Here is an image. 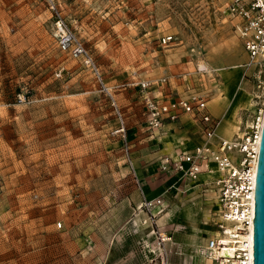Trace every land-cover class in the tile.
I'll return each mask as SVG.
<instances>
[{
    "label": "rangeland",
    "instance_id": "obj_1",
    "mask_svg": "<svg viewBox=\"0 0 264 264\" xmlns=\"http://www.w3.org/2000/svg\"><path fill=\"white\" fill-rule=\"evenodd\" d=\"M229 2L0 0V264H211L215 195H163L158 171L169 148L200 145L203 125L181 113L149 129L140 82L158 95L165 73L162 91L205 97L221 136L240 137L264 103ZM58 14L108 92L59 48Z\"/></svg>",
    "mask_w": 264,
    "mask_h": 264
},
{
    "label": "built area",
    "instance_id": "obj_2",
    "mask_svg": "<svg viewBox=\"0 0 264 264\" xmlns=\"http://www.w3.org/2000/svg\"><path fill=\"white\" fill-rule=\"evenodd\" d=\"M227 11L239 21L237 31L249 56V62L244 67H247V70L256 67L253 75L255 83L253 99L263 104L264 0H230ZM56 30L61 51L69 53L76 60H84L93 67L99 82L108 92L86 47L59 14ZM162 40L166 45L170 43L172 37H163ZM140 87L145 92L149 129L160 130L166 120L176 121L181 113L193 115L203 125L204 140L199 146L190 151L179 152L175 156H165L159 166L161 173L177 177L179 182L197 183L202 173H208L213 177L217 190L219 221L216 232L202 247L203 257L212 264H254L253 219L264 127L263 113L240 137L227 139L219 134L221 120L210 114L205 97L199 94L177 98L152 97L150 94L152 83L148 80L141 81ZM234 153L242 156V159L238 161L236 157H232ZM162 202V199H156L146 201L144 205L151 210ZM167 240L166 236H162V242Z\"/></svg>",
    "mask_w": 264,
    "mask_h": 264
},
{
    "label": "crops",
    "instance_id": "obj_3",
    "mask_svg": "<svg viewBox=\"0 0 264 264\" xmlns=\"http://www.w3.org/2000/svg\"><path fill=\"white\" fill-rule=\"evenodd\" d=\"M165 74V73H164ZM164 74L162 75V78H161V82H162V84H161V86H160V90L157 92L158 93V95H156V93H154V92H152L151 90V92H150V94L153 96V97H174V95L175 94H170V93H166L165 91H162V87L168 82V81H170L171 82V77L170 76H164ZM175 75V74H174ZM178 75H180L181 76V74H178ZM183 77V76H182ZM173 78H174V76H173ZM184 78H185V76H184ZM163 80H165V81H163ZM175 83H176V81H175ZM177 84V83H176ZM192 95V94H191ZM182 97H185V96H182ZM187 97V96H186ZM209 112H210V114L212 115V113H211V110H210V108H209ZM190 116V115H189ZM192 117V116H191ZM193 118V117H192ZM171 125H166L165 127H170ZM163 131V130H162ZM220 132V131H219ZM220 134V133H219ZM221 135V134H220ZM223 137V136H222ZM224 138H226V137H224ZM227 139H229V138H227ZM230 139H232V138H230ZM203 140H204V135H203V137H202V139H201V142H200V144L203 142ZM176 147H173V148H169L168 150H166L164 153H162V155L160 156V161H159V163H158V171H159V175L161 176V177H166L168 180H167V183L165 184V186L163 187V188H161V192L160 193H164L163 195H169V194H174L175 192L177 193V191H180L181 189H182V187L184 186V187H188V186H192V187H195V185H197L198 187H200L199 188V190H201V191H203L204 193H206V195H207V193H212V194H214L215 195V197H216V199H215V202H216V204H217V190H216V188L214 187V183H213V177L212 176H210V175H208V173H202V175L200 176V179H199V181L197 182V183H185V184H182L181 182H179V181H177V177H173V176H170V175H165V174H163V173H161L160 172V168H159V166H160V162H161V159L163 158V157H165V156H175L177 153H179V152H183V151H185V149H183V148H185V147H182L181 145H175ZM190 190V189H189ZM188 190V191H189ZM187 192V191H186ZM217 206H218V204H217ZM218 209H219V207H218ZM219 221V220H218ZM216 232V231H215ZM215 232H213V233H211V234H207L206 235V239H205V243H204V245L203 246H205V244H206V242H207V240H208V238H210ZM209 261V260H208ZM210 263H211V261H209ZM212 264V263H211Z\"/></svg>",
    "mask_w": 264,
    "mask_h": 264
},
{
    "label": "water",
    "instance_id": "obj_4",
    "mask_svg": "<svg viewBox=\"0 0 264 264\" xmlns=\"http://www.w3.org/2000/svg\"><path fill=\"white\" fill-rule=\"evenodd\" d=\"M254 264H264V127L260 146L255 194Z\"/></svg>",
    "mask_w": 264,
    "mask_h": 264
},
{
    "label": "bare ground",
    "instance_id": "obj_5",
    "mask_svg": "<svg viewBox=\"0 0 264 264\" xmlns=\"http://www.w3.org/2000/svg\"><path fill=\"white\" fill-rule=\"evenodd\" d=\"M202 65V64H201ZM207 66V65H206ZM235 67V66H234ZM243 67V66H242ZM263 115H264V111H263ZM261 119H263V116H262V118ZM223 120V119H222ZM224 125V124H223ZM219 126H221V125H219ZM237 128V127H236ZM239 131H241V130H239ZM192 244H193V242H192ZM195 245V244H194ZM190 251V250H189ZM170 264H178V263H170Z\"/></svg>",
    "mask_w": 264,
    "mask_h": 264
}]
</instances>
